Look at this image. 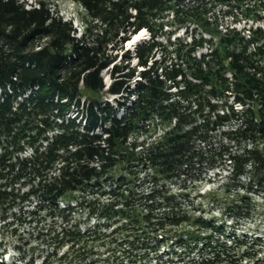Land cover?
Masks as SVG:
<instances>
[{
  "label": "trees",
  "instance_id": "obj_1",
  "mask_svg": "<svg viewBox=\"0 0 264 264\" xmlns=\"http://www.w3.org/2000/svg\"><path fill=\"white\" fill-rule=\"evenodd\" d=\"M49 1L0 0V264L27 226L41 264L252 263L186 190L228 171L231 220L264 195V0H68L80 38Z\"/></svg>",
  "mask_w": 264,
  "mask_h": 264
},
{
  "label": "rangeland",
  "instance_id": "obj_2",
  "mask_svg": "<svg viewBox=\"0 0 264 264\" xmlns=\"http://www.w3.org/2000/svg\"><path fill=\"white\" fill-rule=\"evenodd\" d=\"M25 1L29 6L33 5L35 7V5H37L35 4V0ZM49 5H51L52 11L64 21L72 22V25L77 32L76 37L80 38L84 34L85 26L81 22V15H83V9L81 7L61 0H50ZM29 6L28 8H30ZM147 38H149L148 33L139 42L146 41ZM136 46H138V42L136 44H130L129 41L128 43H125L122 52L114 53L120 54L116 62H122L120 61L122 55L129 51V48L133 49ZM134 65L135 61L132 66ZM103 79L106 85L112 82L109 78L108 72L103 73ZM100 96L101 99L109 98L105 93H102ZM112 100L113 99L111 98V101ZM229 174L228 171L209 172L204 181L195 186L191 184L188 185L189 188L186 190V193L190 195L187 200L188 203L192 205V215L196 218L214 220L222 228L227 229V233L230 236L236 235L239 239H249V241L253 240V242L258 240L261 246H252L255 247L252 254H255L256 256L252 263L249 264H264V195L254 194L251 196L249 201L251 203L252 214L249 219L231 220L230 215L233 213L230 209H234V204L236 203L241 204L240 199L246 192L242 189L235 192L233 188L231 189V187H229L233 184ZM172 193H179V189L176 186H173ZM78 213L79 215H77L82 221H89L88 211L84 209V207H78ZM189 229L190 227L188 225H183L175 230V232L181 233ZM191 229L194 230L193 228ZM175 232L173 234L177 235ZM5 233L7 234V255L4 259L10 264H13L14 260L17 259L16 257L18 254L15 248L17 246H20L23 249L22 251H25L28 258H32L30 261L33 260L34 264H41L43 257H45L47 251L50 250L47 243L41 244L39 241L34 240L35 234L34 236H31L33 234L30 233L28 226L19 232L17 237H11L9 230H6ZM108 247L109 246L96 247L94 248V251L102 256L107 254V251L105 250L108 249ZM244 251L245 250H242V252ZM246 252L249 253L250 251ZM245 263L246 262L243 264Z\"/></svg>",
  "mask_w": 264,
  "mask_h": 264
},
{
  "label": "bare ground",
  "instance_id": "obj_3",
  "mask_svg": "<svg viewBox=\"0 0 264 264\" xmlns=\"http://www.w3.org/2000/svg\"><path fill=\"white\" fill-rule=\"evenodd\" d=\"M146 30L140 31L137 35L133 36L130 44H136L137 42L141 41V39L146 36Z\"/></svg>",
  "mask_w": 264,
  "mask_h": 264
},
{
  "label": "clouds",
  "instance_id": "obj_4",
  "mask_svg": "<svg viewBox=\"0 0 264 264\" xmlns=\"http://www.w3.org/2000/svg\"><path fill=\"white\" fill-rule=\"evenodd\" d=\"M61 1H66V2H68V3H71V4H74V5L79 6L77 3L73 2V1H68V0H61ZM79 7H80V6H79Z\"/></svg>",
  "mask_w": 264,
  "mask_h": 264
}]
</instances>
